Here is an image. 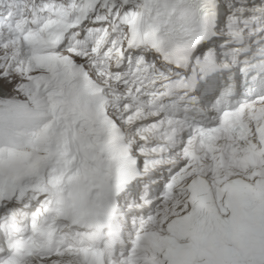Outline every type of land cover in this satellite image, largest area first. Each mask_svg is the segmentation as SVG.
Wrapping results in <instances>:
<instances>
[{
	"label": "snow or ice",
	"instance_id": "1",
	"mask_svg": "<svg viewBox=\"0 0 264 264\" xmlns=\"http://www.w3.org/2000/svg\"><path fill=\"white\" fill-rule=\"evenodd\" d=\"M0 264H264V0H0Z\"/></svg>",
	"mask_w": 264,
	"mask_h": 264
}]
</instances>
